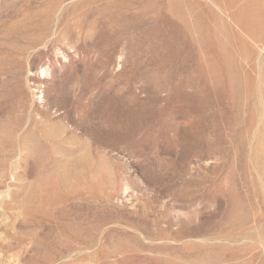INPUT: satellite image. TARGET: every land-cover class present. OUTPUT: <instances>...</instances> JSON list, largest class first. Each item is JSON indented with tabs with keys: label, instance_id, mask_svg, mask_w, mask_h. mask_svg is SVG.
Returning a JSON list of instances; mask_svg holds the SVG:
<instances>
[{
	"label": "rangeland",
	"instance_id": "obj_1",
	"mask_svg": "<svg viewBox=\"0 0 264 264\" xmlns=\"http://www.w3.org/2000/svg\"><path fill=\"white\" fill-rule=\"evenodd\" d=\"M0 264H264V0H0Z\"/></svg>",
	"mask_w": 264,
	"mask_h": 264
}]
</instances>
